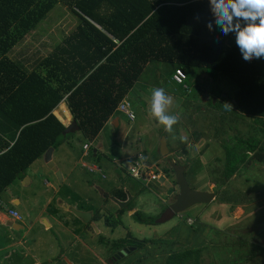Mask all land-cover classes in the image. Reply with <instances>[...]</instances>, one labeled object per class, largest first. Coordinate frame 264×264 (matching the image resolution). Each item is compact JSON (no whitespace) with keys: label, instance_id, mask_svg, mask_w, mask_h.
I'll list each match as a JSON object with an SVG mask.
<instances>
[{"label":"trees","instance_id":"trees-1","mask_svg":"<svg viewBox=\"0 0 264 264\" xmlns=\"http://www.w3.org/2000/svg\"><path fill=\"white\" fill-rule=\"evenodd\" d=\"M59 5L77 17L76 28L66 37L63 35L65 38L61 40L50 37L54 39L53 51L39 63H36L37 60L33 70L28 71L24 64L13 61L8 54L30 33L43 31L40 25ZM210 21L211 30L207 27ZM214 21L209 0H0V199L15 182L24 180L29 168L45 159L50 148L56 154L69 143L71 134L63 135L66 126L54 114L62 104L66 105L72 120L79 127L77 131L85 139L82 152L76 159L72 156L74 152L71 146L66 153L65 159L70 155L77 161L85 154L83 146L92 144L106 124L112 122L119 129L118 113L126 116L129 124L137 120V112L130 99L143 74L152 69L155 81L161 82V88L167 95L183 98V115L195 121L194 125L199 123L198 120L203 121L204 113L201 110L203 105L190 100V74L195 70L208 72L211 83L218 86L207 91V109L214 110L221 117L220 120L215 118L220 127L213 124V135L215 138L222 136L218 138H223L224 152L223 160H216L224 166L220 170V177L212 182L218 190L221 189L214 195L213 203L229 206V211L233 212L259 200L256 197L248 199L252 194L223 189L229 187L237 176L242 177L254 170L264 171V59L244 61L235 44L234 34L223 35ZM163 71L166 73L165 80ZM178 71L186 76L182 85L174 80ZM164 81L172 87L164 86ZM226 82L229 84L226 88L232 89L230 95L223 89ZM157 87L160 85L157 84ZM167 89L171 92L174 90L176 95H171ZM225 103L232 107L226 108ZM141 104L148 117L150 110L144 106L147 102ZM122 105H128L132 112H122ZM228 111L234 113L235 122L222 115ZM193 113L201 116L194 119ZM131 114L136 117L135 120ZM115 119L119 120V125L113 123ZM241 125L246 130H240ZM225 128L229 129L228 132ZM179 133L177 130L173 134L177 149L170 148L168 144L169 153L177 156L184 151L183 155L189 157L188 141ZM227 134L234 136L226 138ZM165 136H168V132ZM195 136L200 138L202 135L196 133ZM92 148L93 145L87 148L84 158L86 161L100 162V149ZM139 156L143 157L144 165H150L146 161L148 156L139 154L136 160H139ZM186 162L190 163L189 159ZM135 163L137 165L138 161ZM89 168L85 167V170L91 175L102 174L97 166ZM132 168H129L130 174ZM172 172L175 174L173 169ZM157 174L160 175V172ZM166 174H169L168 171ZM101 192L104 198L110 200V195ZM123 192L126 199L121 200V204H127L124 202L128 198V207L135 203L131 191ZM7 207L15 210L12 205L7 204ZM3 208L0 206V212L8 215ZM99 215L95 212L85 224L86 233L93 231L89 227L93 226L92 222L99 221ZM142 215L135 214L137 222L142 225L155 224L157 218H143ZM21 220L13 219L12 223ZM104 223L107 227L129 229L120 221L112 222L110 217ZM147 241L144 242L146 245L154 240ZM113 243L116 254L130 247L140 252L145 247L143 241L130 232ZM170 246L171 243L166 245ZM224 247L217 248V242L215 249L212 247L221 264H235L233 262L237 259H243L244 264L251 259V253L244 254L240 249L232 251L236 256L234 260L221 258L217 253ZM258 250L264 254V247ZM109 251L112 252L113 248ZM205 251L206 248L199 245L179 251L166 248L160 264H202ZM117 257L123 258L120 254ZM262 262L264 264V260Z\"/></svg>","mask_w":264,"mask_h":264},{"label":"rangeland","instance_id":"rangeland-1","mask_svg":"<svg viewBox=\"0 0 264 264\" xmlns=\"http://www.w3.org/2000/svg\"><path fill=\"white\" fill-rule=\"evenodd\" d=\"M77 23V17L71 14L66 7L56 6L40 25L41 30H46V32L37 30L30 33L11 50L8 56L13 61L24 64L28 71L33 70L35 66L33 64L37 60L36 63H39L53 51L54 39L51 40L50 37H58L60 40L65 38L68 33L76 28ZM162 75L163 80H165L166 73L164 71ZM190 75L188 84L191 87V95L189 97L192 103L199 102L200 105H203L201 107L204 113L202 115L204 117L203 121L198 120L199 123L194 125L195 121H191V118L186 117L185 114L183 115L185 109L183 98L176 95L174 90L171 92L167 89L168 93L177 96L172 97L173 104L168 109V114H178L180 117L178 123L173 126L171 133L173 135L175 131L179 130V135L188 141L187 154L189 157L183 155L184 151L177 156L171 153L166 156L161 155L163 137L166 138L167 146L169 144L170 148L177 149V145L176 147L174 145L177 140L175 135L172 136L169 132L168 136H165L167 132L164 131L163 126L157 127V121L151 119L149 115L150 120H148L144 114L141 103L147 102V105L144 104V106H147L150 110L148 98H151V90L162 87L161 82L155 81V76L152 69H150L143 74L130 99L137 112V120L129 124L128 118L118 113L116 118L120 119L119 129L110 122L106 124L99 137L93 142L92 149H100V162L82 161L84 170L86 164L94 165L101 169L102 174L91 175L87 171L83 172L80 168L71 169L73 168L72 163L68 165L64 160L66 162L64 174L69 176L68 178L67 176L64 177L67 187L61 190L59 196L54 199L53 196H50L52 193L49 189H42L47 197H45L44 203L38 205L35 209L32 208V211H30L33 212L32 216L26 213L23 206L20 207L19 205L17 208L23 211L21 215L26 218L20 222L21 231L17 232V230L15 231L8 226H0V264H156V261H159L158 264H160L163 260L162 252L166 248L179 251L180 249L195 247V245L206 248L202 256V264H221L214 255L216 242L217 248L225 245L224 249L217 253L221 255V258L226 257V259L234 260L236 256L233 255L232 251L240 249L244 254L251 253L249 254L251 259H247L244 264H263L264 254L258 250V248L264 247V171L262 170L251 171L242 177L237 176L232 179L229 187L223 189V191L231 189L234 192L240 191L252 194L253 196H248V199L252 197L260 198L254 201L253 204L239 207L233 212L229 211V206L224 207V205L216 203L196 205L171 221L163 224L157 223L167 207L174 204V199L179 194L175 174L172 172L175 165L186 168V179L192 191L216 195L221 190H218L212 183L220 177V170L224 166L223 163L216 162L217 159L223 160L224 158L223 138H218L222 137L218 136L217 139L213 135L215 133L214 125L220 127L215 122V118L220 120L221 117L216 115L214 110L207 109V101L209 100L207 91L213 90L218 85L211 83L206 71L195 70ZM156 83L160 87H157ZM163 85L170 86L165 81ZM228 85L227 82L224 83L223 89L230 95L232 89L230 87L226 88ZM142 96L144 99H142ZM224 96L226 95L224 94ZM206 114L209 115L206 116ZM55 115L64 125H68L72 121V116L68 119L64 116L62 108H58ZM222 115L227 116V120L235 122L233 112H224ZM200 116L199 113H193L194 119ZM245 128L243 125L239 127L243 131L246 130ZM228 130L226 129V132ZM163 132L164 135H162ZM196 133L202 136L200 138L196 137ZM226 136L228 138L234 135L227 134ZM68 142L53 157L56 167H60V164L63 163L61 157L66 156L70 146L74 152L72 156H75L76 159L77 155L82 152L85 139L79 131H76L71 133ZM139 154L148 156L146 161L150 163L149 167L151 168L148 171L149 175L160 172V175L154 176L155 179L151 181L150 186H147L149 182H141L129 173L130 166H137L135 162L138 161L136 157ZM63 158H67V156ZM188 159L191 164L186 162ZM42 162H45V159H42ZM116 163L119 168L115 165ZM42 164L46 169V163ZM40 167H42L41 162L29 168L25 175L28 173L37 175L38 171L42 174ZM89 169L91 170V168ZM49 171L47 170L48 175L44 178L49 182L50 180L54 181L55 177ZM166 171H168V175ZM33 175L28 174L23 181L15 182L10 186V195L22 199V192L27 189L24 187V182L30 181V178L34 177ZM102 176H104V179ZM38 177L40 182L41 180L42 182L45 181L42 176ZM144 180L146 181V179ZM92 183H95V186L99 189H90L92 185L89 186L88 184ZM123 183L127 185L123 186ZM126 190L131 191L135 199V203L130 204V208L128 205L122 208L101 195V191H103L106 195H110V198L114 197L118 203H121V200L126 199L123 192ZM89 198L90 201H88ZM80 199L88 201L85 202L86 206L82 208H85L88 214L93 215L95 212L98 215L100 214V219L98 222H92L93 226L91 224L92 227H89L93 229L92 232L85 233V231H82L78 235L75 232L76 229H85V227L83 228L82 224L76 227L74 214L69 210L65 211L58 205H60L59 202H65L69 207L68 205H73ZM128 202L129 198L124 203ZM7 203L13 206L12 202L8 201ZM44 204L51 209L56 206L54 214L59 222L53 223L51 218H54V216L48 214V211L39 215L40 212L45 210ZM64 208L66 209V207ZM77 208L82 210L80 207ZM136 213H142L143 218H157L155 224H140L135 219ZM34 217L38 221L37 223L33 221ZM109 217L112 222L120 221V224L127 226L129 229L107 227L104 222ZM47 219L52 224V231L49 233L44 231ZM88 222L83 224L85 225ZM27 224L30 225L28 231ZM129 232L142 240L143 243L146 240L154 241L151 243L147 241L148 245L144 243L145 247L140 252L130 247V250L135 249L134 254L131 253L130 257H117L120 252L116 254L113 242L120 236H126ZM197 235L198 238H196ZM240 242H242V245ZM168 243H171L170 247H166ZM112 248L113 251L110 252L109 249ZM244 257L246 258V256ZM117 258H120V260ZM113 259L118 261H112ZM141 261L142 263H140ZM243 261V259H237L233 263L243 264Z\"/></svg>","mask_w":264,"mask_h":264},{"label":"clouds","instance_id":"clouds-1","mask_svg":"<svg viewBox=\"0 0 264 264\" xmlns=\"http://www.w3.org/2000/svg\"><path fill=\"white\" fill-rule=\"evenodd\" d=\"M209 5L221 33L234 34L235 44L244 61L264 59V0H209ZM207 27L212 29L211 21ZM172 104L173 98L163 88L151 90L149 116L169 133L180 118L178 114H168ZM225 107L232 106L225 103Z\"/></svg>","mask_w":264,"mask_h":264},{"label":"crops","instance_id":"crops-1","mask_svg":"<svg viewBox=\"0 0 264 264\" xmlns=\"http://www.w3.org/2000/svg\"><path fill=\"white\" fill-rule=\"evenodd\" d=\"M60 109L62 108V111H63V113H64V116L65 117H67V119L68 118H70L71 117V115H70V113H69V111L67 110V108H66V105L65 104H62L60 107H59ZM54 114H55V111H54ZM150 117V116H149ZM151 118V117H150ZM147 119L148 120H150L148 117H147ZM152 119V118H151ZM116 120H118V119H116ZM152 121V120H151ZM62 122V121H61ZM118 122H119V120H118ZM154 122V121H153ZM113 123H115V121H113ZM68 125H69V123H68ZM68 125H65L66 127L68 126ZM116 125H119L118 123H116ZM156 126L158 127V124H156ZM175 133V132H174ZM92 145H93V143H92ZM55 156V154H53V157ZM66 157V156H65ZM84 157V155L82 156V158H79V159H77V161H75V159H74V157H70V155H69V158L68 159H65V158H63V157H61L62 159V162L63 163H61L60 164V167H57L58 168V170L61 172V176H62V179L61 180H59L57 177H56V175L53 173V172H51V171H49L48 169H47V167H46V169L43 167V164L42 163H44L45 164V162H41V166L42 167H40L41 168V172H42V174L38 171L37 172V175H33L32 173H28V174H30V175H33L34 177L33 178H30V181H26V182H24L25 184H24V187L25 188H27V189H25L23 192H22V199H20V197L19 198H15V197H13V196H11L10 194H11V189L9 188L7 191H6V194H4L3 195V197L0 199L3 203H5L6 205L8 204L7 202L9 201V202H12V204H13V206H12V208L13 209H15L16 211H18L19 212V214L21 215L22 213H23V211H21L19 208H17L19 205H20V207L21 206H23L24 207V210L26 211V213H28L30 216H32V213L33 212H30V211H32V208L33 209H35V208H37V206L38 205H41L42 203H44V201H45V197H47V195L44 193V191L42 190V189H49L50 190V192L52 193V195H50V196H53V198L54 199H56V197L57 196H59V193L61 192V190L63 189V188H65V187H67L66 186V179L64 178L65 176H67V178H68V176L69 175H67V174H64V172L66 171V165H65V161H67L68 162V165L70 164V163H72V165L71 166H73V168H71V169H76V168H80V169H82V171L83 172H86V170H84V168H83V160H86V158H83ZM65 160V161H64ZM78 165V166H77ZM88 164H86V167H88V166H94V165H88ZM45 166H46V164H45ZM70 166V167H71ZM89 168V167H88ZM47 170L50 172V173H52L53 175H54V177H55V180L53 181V180H50V182L49 181H47L44 177L45 176H47L48 175V172H47ZM88 173V172H87ZM27 174V175H28ZM89 174V173H88ZM27 175H25V177H27ZM38 176H42V179H44L45 181L44 182H42V180H41V182H40V179H39V177ZM24 177V178H25ZM21 182V181H20ZM89 186L90 185H92V188H90V189H99L98 187H96L95 186V183H92V184H88ZM72 187H75V186H72ZM36 189H38V190H36ZM39 191H41L40 193H39ZM24 192H26V193H24ZM35 193H37V194H35ZM27 194V195H26ZM28 195H30V196H28ZM11 200V201H10ZM48 201H50V200H48ZM88 201H90V198L88 199ZM86 199H83V200H81L80 199V201H77L76 203H74L73 205H68L69 207H73L74 209H76V210H78V208L77 207H80L81 209H82V207L83 206H86L85 205V202H88ZM22 203H25V204H27V205H25V204H22ZM59 204L60 205H58L59 207H61V208H63L65 211H68V208L69 207H67V204H65V202H59ZM80 205V206H79ZM64 207H66V209L64 208ZM44 208H45V210L43 211V212H40L39 213V215L41 214V213H46V211H48L49 213L48 214H52L53 216H54V218H51V220H52V222L53 223H55V222H59L58 221V219H57V217H56V215L54 214V212L56 211V206H54V208H47V206H46V204H44ZM79 211H83L84 212V210L82 209V210H79ZM85 212H87V210L85 209ZM42 216V215H41ZM21 217H22V220L23 219H26L23 215H21ZM75 217V216H74ZM33 218V217H32ZM91 218H92V216H91ZM91 218H90V220H91ZM21 220V221H22ZM0 221H1V224H0V226H8V223L9 222H12L13 221V219H11L7 214H4V213H2V212H0ZM20 221V222H21ZM33 221H36V219H35V217H34V220ZM20 222H15V223H13V224H15V225H17L18 224V226H16L15 227V229L17 230V232L18 231H21L20 229H19V227H21V226H19L20 225ZM38 221H36V223H37ZM17 223V224H16ZM30 223V222H29ZM74 223H76V227L79 225V224H82L83 225V228L85 227V229H76V234H80L82 231H85V233H86V225H84L83 223H81V221L79 220V219H77L76 217H75V220H74ZM32 224H33V222H32ZM29 224H27V226H28ZM45 229H44V231L45 232H50V231H52V224H50L49 223V221H48V219H47V221H46V223H45ZM15 230V231H16ZM29 230V229H28ZM89 230V229H88ZM87 233H89V232H87ZM100 233V232H99Z\"/></svg>","mask_w":264,"mask_h":264},{"label":"water","instance_id":"water-1","mask_svg":"<svg viewBox=\"0 0 264 264\" xmlns=\"http://www.w3.org/2000/svg\"><path fill=\"white\" fill-rule=\"evenodd\" d=\"M118 123V120L115 119V125ZM79 130V127L76 123V121H71V123L66 127V130L63 132L64 136H67L68 134L74 133L75 131ZM161 155L166 156L169 154V149L167 146V140L165 137L162 139V147H161ZM53 154H54V149L50 148L49 151L47 152L45 156V163L47 166L48 170H51L53 173H55L56 177L61 180V172L58 170V168L55 166L53 162ZM173 171L175 173V178H176V183L177 187L179 189V194L175 197L174 204L171 205L160 217V219L157 221L158 224H163L168 221L173 220L175 217L179 216L180 214L187 212L190 210L192 207L196 205H209L214 202L215 197L213 194L210 193H199V192H194L191 190L189 183L186 179V168L180 166V165H175L173 167ZM102 194V192H101ZM107 197V196H105ZM110 201L115 202L116 205L124 208L128 205L127 204H121L118 203L114 198H110ZM68 210L74 214V216L79 219L82 223L87 222L91 218V214L83 211H79L74 209L73 207H69ZM1 224V221H0ZM9 227H13L14 230L16 226L12 222L8 223ZM20 230H22V227H19ZM135 251L127 249L126 251H122L120 253V256H129L131 252Z\"/></svg>","mask_w":264,"mask_h":264},{"label":"built area","instance_id":"built-area-1","mask_svg":"<svg viewBox=\"0 0 264 264\" xmlns=\"http://www.w3.org/2000/svg\"><path fill=\"white\" fill-rule=\"evenodd\" d=\"M174 80L179 84V85H182L184 83V81L186 80V76L183 72L181 71H178L174 77ZM187 87V86H186ZM121 111L124 112V113H130L132 112L130 109H129V106L128 105H122L120 107ZM131 117L133 118V120L136 119V117L131 114ZM84 151H86L87 148H89V146H84ZM138 163H137V166L134 167L131 169V172H132V176L135 178V179H138L140 180L141 182H151V181H154L157 172H154L152 175H149L148 171L151 169L147 164L144 165V162H143V157L142 156H139L138 158ZM146 167V169H145ZM99 171V170H98ZM100 172V171H99ZM151 174V173H150ZM104 179V178H103ZM146 179V181L144 180ZM0 206L4 207L3 209L6 210L8 212V216L11 218V219H14V220H21V216L20 214L17 212V211H13V210H9L7 205L5 203H3L1 200H0Z\"/></svg>","mask_w":264,"mask_h":264},{"label":"flooded vegetation","instance_id":"flooded-vegetation-1","mask_svg":"<svg viewBox=\"0 0 264 264\" xmlns=\"http://www.w3.org/2000/svg\"><path fill=\"white\" fill-rule=\"evenodd\" d=\"M170 206H171V205H170ZM170 206H168L167 209H168ZM167 209H166V210H167Z\"/></svg>","mask_w":264,"mask_h":264}]
</instances>
